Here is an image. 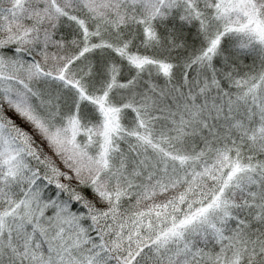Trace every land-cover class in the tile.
Instances as JSON below:
<instances>
[{
	"label": "snow or ice",
	"instance_id": "obj_1",
	"mask_svg": "<svg viewBox=\"0 0 264 264\" xmlns=\"http://www.w3.org/2000/svg\"><path fill=\"white\" fill-rule=\"evenodd\" d=\"M0 264H264V0H0Z\"/></svg>",
	"mask_w": 264,
	"mask_h": 264
},
{
	"label": "rangeland",
	"instance_id": "obj_2",
	"mask_svg": "<svg viewBox=\"0 0 264 264\" xmlns=\"http://www.w3.org/2000/svg\"><path fill=\"white\" fill-rule=\"evenodd\" d=\"M13 118H14V117H13ZM17 122H18V123H20V121H19V120H17Z\"/></svg>",
	"mask_w": 264,
	"mask_h": 264
},
{
	"label": "trees",
	"instance_id": "obj_3",
	"mask_svg": "<svg viewBox=\"0 0 264 264\" xmlns=\"http://www.w3.org/2000/svg\"><path fill=\"white\" fill-rule=\"evenodd\" d=\"M14 119H17V120H19L18 118H16V117H14Z\"/></svg>",
	"mask_w": 264,
	"mask_h": 264
}]
</instances>
